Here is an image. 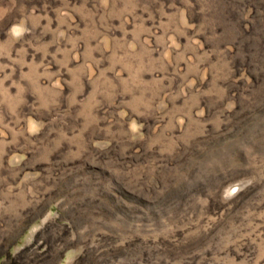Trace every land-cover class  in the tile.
<instances>
[{"label": "rangeland", "instance_id": "obj_1", "mask_svg": "<svg viewBox=\"0 0 264 264\" xmlns=\"http://www.w3.org/2000/svg\"><path fill=\"white\" fill-rule=\"evenodd\" d=\"M0 264H264V0H0Z\"/></svg>", "mask_w": 264, "mask_h": 264}]
</instances>
